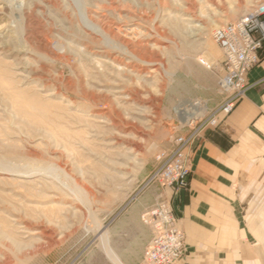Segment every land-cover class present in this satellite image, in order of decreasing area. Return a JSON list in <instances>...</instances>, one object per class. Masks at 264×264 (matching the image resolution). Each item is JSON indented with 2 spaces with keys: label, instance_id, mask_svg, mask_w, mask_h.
Wrapping results in <instances>:
<instances>
[{
  "label": "rangeland",
  "instance_id": "rangeland-1",
  "mask_svg": "<svg viewBox=\"0 0 264 264\" xmlns=\"http://www.w3.org/2000/svg\"><path fill=\"white\" fill-rule=\"evenodd\" d=\"M262 3L0 0V168L39 175L0 169V264H101L113 217L163 196L148 181L190 132L175 107L223 103L214 34Z\"/></svg>",
  "mask_w": 264,
  "mask_h": 264
},
{
  "label": "crops",
  "instance_id": "crops-1",
  "mask_svg": "<svg viewBox=\"0 0 264 264\" xmlns=\"http://www.w3.org/2000/svg\"><path fill=\"white\" fill-rule=\"evenodd\" d=\"M245 79L232 112L218 114L193 146L188 189L160 188L184 235L178 264H264V44ZM146 206L132 204L109 222L108 248L120 264H139L152 236ZM105 254L101 264H115Z\"/></svg>",
  "mask_w": 264,
  "mask_h": 264
},
{
  "label": "built area",
  "instance_id": "built-area-1",
  "mask_svg": "<svg viewBox=\"0 0 264 264\" xmlns=\"http://www.w3.org/2000/svg\"><path fill=\"white\" fill-rule=\"evenodd\" d=\"M214 40L222 51L223 74L219 87L225 95L219 109L211 114L201 115L192 109L206 108L205 102L189 101V106H179L174 111L177 121L190 129L186 137L173 141L170 152L159 155L160 164L148 183H159L163 188L187 190L189 186L190 159L193 146L208 129L218 125L217 115H228L240 100L248 85L246 74L258 64L259 51L264 44V3L236 24H230L214 34ZM207 109V108H206ZM190 117L184 120L181 113ZM143 223L152 231V236L143 252L139 264H178L186 249L184 235L176 226L170 201L160 195L154 206L142 217Z\"/></svg>",
  "mask_w": 264,
  "mask_h": 264
},
{
  "label": "bare ground",
  "instance_id": "bare-ground-1",
  "mask_svg": "<svg viewBox=\"0 0 264 264\" xmlns=\"http://www.w3.org/2000/svg\"><path fill=\"white\" fill-rule=\"evenodd\" d=\"M192 22H193V20H192V18L190 17V16H188V18H183V19H181L180 20V23L183 25V27H185L186 29H188V28H193V26H190V25H192ZM94 33H101L100 32V29L98 28V27H96V26H94L93 24L92 25H90V24H86ZM86 26V27H87ZM223 29V28H222ZM221 30V29H220ZM200 31H203V29H201ZM219 31V30H218ZM201 33V32H200ZM207 65V64H206ZM205 65V66H206ZM2 74L3 75H9V72L8 71H2ZM221 90V89H220ZM222 91V90H221ZM222 93H223V91H222ZM14 95H15V97L16 98H20V97H23L24 98V100L28 103V104H30V106L32 107V109H34L35 111H40L42 114H45V111H46V109L48 108V107H50V105H48V104H46V103H43V102H41V100H40V98L39 97H37V96H26V94H23V92L22 91H15L14 92ZM53 95H47V98H50V97H52ZM51 102V101H50ZM190 103L191 102H185V103H183V104H180L179 106H189L190 105ZM179 106H177V107H175V109H174V111L175 110H177L178 108H179ZM191 106V105H190ZM193 111H195V112H199L201 115H207L208 114V112H207V110H206V108H202L201 109V106L200 107H194L193 109H192ZM181 114V117L184 119V120H186V119H188L190 116L188 115V114H186V113H184V112H180ZM217 121H218V119H217ZM3 162V161H2ZM0 165L1 166H3V165H5L4 164V162L3 163H0ZM1 169V173H3L5 176H8V177H14V178H12V179H9V180H12V182H15V179H16V181L17 182H19V183H23V184H27V183H30V182H32L31 181V179L32 178H34V177H37V176H39V175H35V174H32L31 172H19V171H13V170H3L2 168H0ZM102 236H104L105 238H104V240H105V242H106V240H107V235H106V233H100V235H99V239L101 240V238H102ZM103 240V239H102ZM102 240H101V243H102ZM103 240V241H104ZM108 243V242H107ZM107 243H105V245H104V251H105V253L107 254V256L109 257V259L112 261V262H114L115 264H120V262H119V260H118V258L109 250V248H108V244Z\"/></svg>",
  "mask_w": 264,
  "mask_h": 264
}]
</instances>
